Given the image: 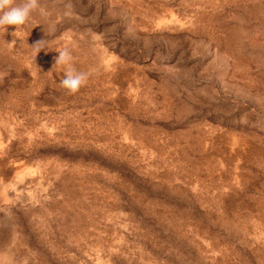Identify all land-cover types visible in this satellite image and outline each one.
<instances>
[{"label":"rangeland","instance_id":"obj_1","mask_svg":"<svg viewBox=\"0 0 264 264\" xmlns=\"http://www.w3.org/2000/svg\"><path fill=\"white\" fill-rule=\"evenodd\" d=\"M39 4L0 27V264H264V0Z\"/></svg>","mask_w":264,"mask_h":264},{"label":"clouds","instance_id":"obj_2","mask_svg":"<svg viewBox=\"0 0 264 264\" xmlns=\"http://www.w3.org/2000/svg\"><path fill=\"white\" fill-rule=\"evenodd\" d=\"M65 7L67 10L64 14L66 16H70L71 4L68 3ZM37 10L42 16L48 15L46 9L39 4V0H22V3L18 5L15 4V0H0V27L10 25L15 26L16 30L11 33L12 36L15 37L16 33L20 29V26L26 24L30 14ZM14 43L15 39L8 42L9 47H11ZM44 45V39H41L31 45L35 60L39 52L44 49ZM56 51L59 55L54 58L55 63L53 68L61 66L64 68V78L60 81V87L67 90L69 95H74L87 83L89 76L92 74L94 69L89 70L88 72L78 71L75 67H73V57L69 49L64 48ZM52 69L48 72H51Z\"/></svg>","mask_w":264,"mask_h":264}]
</instances>
